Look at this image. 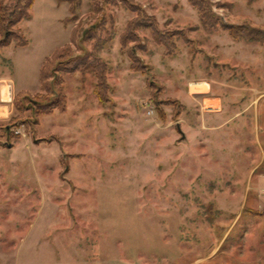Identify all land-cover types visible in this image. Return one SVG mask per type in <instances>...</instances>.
<instances>
[{
  "label": "rangeland",
  "instance_id": "374dc122",
  "mask_svg": "<svg viewBox=\"0 0 264 264\" xmlns=\"http://www.w3.org/2000/svg\"><path fill=\"white\" fill-rule=\"evenodd\" d=\"M194 1L216 31L189 0H79L67 23L33 0L0 29V264H264V41L229 32L264 31V0ZM64 45L106 65L109 101L58 71L67 109L33 123Z\"/></svg>",
  "mask_w": 264,
  "mask_h": 264
},
{
  "label": "trees",
  "instance_id": "16d2710c",
  "mask_svg": "<svg viewBox=\"0 0 264 264\" xmlns=\"http://www.w3.org/2000/svg\"><path fill=\"white\" fill-rule=\"evenodd\" d=\"M58 1L60 2L66 1L67 3H69L68 10L71 16L69 19L65 18L63 22L67 23L69 20L71 21L75 17V12L77 6L79 5V0H58ZM189 1L191 5L197 7L200 21L204 29L207 31H216L215 29L217 23L213 19L212 14H208V12L205 11V9H203L200 5H198L197 2H195L194 0H189ZM199 3L203 4L202 2ZM32 4H33V0H13V4H12L13 9L11 8L10 12H8V10H6L3 6L0 5V29H2L3 27L7 28L11 24L16 25L22 20H28L30 18L29 9ZM130 25L131 23L130 24L128 23L126 25L123 33L120 36L121 47H123L128 40V36H126V34L128 35L129 33L127 31ZM229 32L231 37L235 40L242 38L248 42L264 41V31L253 27L241 26L239 28L237 27L229 28ZM6 37H4L2 41H0V44L3 43L2 46H5L7 43H9L8 41H6L7 39ZM73 37H74V33H73ZM169 37L172 38V36ZM169 37L164 36V38L166 39H168ZM168 42L167 41L156 42L158 45H161L165 48L164 50L165 55L169 54ZM26 44L27 41L19 46H25ZM70 54H71L70 47L68 45L67 46L64 45L61 48H58L51 57L46 58V60L41 65L39 70V82L41 86V91L46 93L48 97L43 99L42 100L43 102L42 101L33 102L32 106L30 108H27L28 110L32 109L33 115L35 117L33 123H36L39 117L51 115L55 111L59 113H63L67 109L66 97L63 94L61 88L62 79H59L55 76L58 73V71L72 74V72L74 73L78 69L82 73V78L84 75H86L87 72L93 73L97 80L95 87V94L98 101L100 103H106L109 101L107 93L110 89L108 84L106 83V74H107L106 65L102 63V61L99 60V58H97L96 56L84 57V55L72 56ZM130 57H133V55L131 54ZM53 61L57 62L56 65H59L58 68H60L55 72L52 68H50ZM67 68L68 70L66 71ZM130 68L133 71H137V68L134 66H131ZM51 78L53 79L52 81H50ZM22 96L24 98L26 97V94H23ZM3 129L4 131L8 130L6 127Z\"/></svg>",
  "mask_w": 264,
  "mask_h": 264
},
{
  "label": "bare ground",
  "instance_id": "6f19581e",
  "mask_svg": "<svg viewBox=\"0 0 264 264\" xmlns=\"http://www.w3.org/2000/svg\"><path fill=\"white\" fill-rule=\"evenodd\" d=\"M190 86H197V82H191Z\"/></svg>",
  "mask_w": 264,
  "mask_h": 264
},
{
  "label": "crops",
  "instance_id": "0c3cea01",
  "mask_svg": "<svg viewBox=\"0 0 264 264\" xmlns=\"http://www.w3.org/2000/svg\"><path fill=\"white\" fill-rule=\"evenodd\" d=\"M11 90V89H10Z\"/></svg>",
  "mask_w": 264,
  "mask_h": 264
}]
</instances>
